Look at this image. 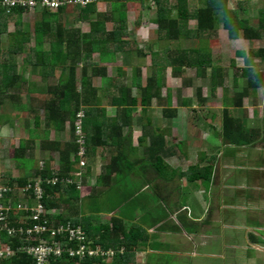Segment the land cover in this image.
Instances as JSON below:
<instances>
[{
	"label": "trees",
	"instance_id": "1",
	"mask_svg": "<svg viewBox=\"0 0 264 264\" xmlns=\"http://www.w3.org/2000/svg\"><path fill=\"white\" fill-rule=\"evenodd\" d=\"M109 1V0H105ZM129 0H114L112 9L108 12H97L95 9V4H91L86 8H79L80 18L85 17L91 24V31L85 34L73 33L69 34L72 37V41L67 37L65 28L57 23L55 17L60 13L67 10L68 7H61L57 10L41 9L38 11H43L41 21L35 22L34 31L37 36H41L44 33L50 34L55 38V42L51 44L50 49L44 50L43 45L38 39L35 46V50L31 49L32 54L37 59L36 66H46L51 63L52 59L58 58V61H64L70 59V63L63 62L62 72L59 76L58 82L53 85L50 90L51 100L44 105L46 110L47 122L53 121L56 127H61L66 121L70 120L73 130V140L66 143L64 147L57 146V143L53 142V149L59 148L60 150V167H54L51 160H48L45 164L34 168V172H25L23 176L15 177L11 174L2 177L0 180V185H6L13 187L15 190L10 193V198L12 204L16 205L18 200H20V194L16 188L27 184L29 179L42 177L45 182V193L43 201L47 208L49 209H60L65 208L69 213L66 214V210L59 213L50 212L48 214L49 219L57 224H67L71 222L74 226L81 225L87 234V243L91 244L95 249L100 247L104 254L100 253L96 256L88 257L80 262L79 257H71L68 253L64 254L62 257L54 258L52 260L53 264H128L135 255V245L141 239V232L144 231L143 226L138 223H132L126 219V207L121 208L122 205L132 204L131 192L126 196V191L123 193L122 197L117 196L115 200L107 209L109 211H115L117 208H121L120 214H115L107 222L94 223L93 220H99L101 211L104 210L101 207L99 201H94L90 204V210L93 214L82 215L86 211L82 203L79 206H75L73 203L74 199H81V191L76 183H65L59 182L57 184L47 183V179L54 176L55 174H60L61 177L74 176L73 172L79 170L78 164L80 162L79 155V144L77 142V127L76 122L78 119V114L84 112L83 117V131L87 139V151L88 158L90 155L95 154L97 148L101 145H108L111 143V137L118 141V137L122 136L119 132L125 124H132L134 113L139 109L143 112H147L155 99L159 100V103L166 102L163 113L165 119L169 122V126L173 124L174 119L178 116V108H173L172 91L168 94V97L164 99L162 96L163 88L166 87V74L165 69L170 66L173 69V76L177 78L183 77L185 71L194 69L198 73V76L206 78L208 71L211 70V79L213 90L222 84L221 75L222 69L214 64V58L212 49L210 48L207 40H202L201 45L194 48L181 49L180 46L177 49L168 48L165 50L166 62L163 65L158 63V56L154 57L155 65L157 66L154 70V74L147 79V84H143L142 70L141 68L135 69L134 75V86L140 89L141 93L137 97L133 96V89L129 88L128 85H120V93L106 92V97L110 98L111 105L118 109L115 117H110L107 115V110L102 108L103 105L102 96L100 95L101 89L97 88L93 84V76L96 74L102 76L105 82L108 81V72L105 67H102L100 62H105L107 60V49L102 48V46L111 44V42L123 41V36L127 34V13H126V3ZM138 1V0H137ZM143 7L149 8L150 0H139ZM157 4V17L154 19V23L158 26L159 37L163 40H168L170 42H181L182 40H189L193 36L199 37L200 34L215 32L217 21L220 16L222 17L223 27L228 31L229 37L231 39H238L240 35L245 40L256 41L264 39V10L260 11L262 14L259 15V25L257 29H253L248 26L245 20H241L239 16V9L236 8L230 10L228 8V0H176L175 7L172 8L169 5V0H154ZM199 1L204 3V7H200L196 10L191 9V2ZM239 6V5H238ZM24 8L16 7L11 9L9 12L7 9L0 8V54L1 53H11L12 51L24 52L25 45L29 38L24 32H22V38H20L21 46L12 49L10 46L3 49L2 41L4 34L8 31V24L13 21V16L21 17V14L25 13ZM193 12L197 17V27L192 30L190 27V19ZM176 13V14H175ZM113 20L115 23V29L108 32L106 25L108 22ZM17 22H20L19 20ZM246 23V24H245ZM19 24V23H18ZM24 31V30H23ZM79 33V32H78ZM68 35V36H69ZM99 36V37H97ZM17 39V35H14ZM127 42V40H126ZM101 52L100 62L94 60V53L98 50ZM153 50V55H156ZM17 53V52H16ZM139 56H147L148 54L144 49L138 51ZM242 55V53H239ZM252 55H257L264 59V48H261L256 53L251 52ZM1 65L5 68H0V70L5 71L9 66V60L0 58ZM9 62V63H8ZM83 64L82 67V78L78 79L79 65ZM59 65V64H58ZM55 63V67L58 66ZM13 68V67H12ZM15 68V67H14ZM9 69V68H7ZM0 71V95L11 98L15 104L21 101V96L18 92L14 91L13 88L17 87L20 81V86L27 84V80L15 69L8 71L6 74ZM94 72V74H89V72ZM251 68H244L241 70L242 75L245 74L248 77V85L252 84L255 87L260 84L263 79L262 74H255L254 78H250L252 75ZM2 72V73H1ZM250 76V77H249ZM23 78V79H22ZM262 78V79H261ZM20 79V80H19ZM186 81V85H189ZM117 85V84H116ZM256 88V87H255ZM249 87L245 88L241 93H239V98H236V105L241 106V101L244 96L249 92ZM203 89L198 88L197 97L201 105L207 103V100L203 97ZM108 93V94H107ZM21 105V103H19ZM164 104V103H163ZM193 100L183 97L181 106H185L191 109ZM191 112H195L192 110ZM222 116V129L221 134H223V140L226 143H247L246 139L239 138L235 135V129L242 127V122L239 118H235L230 110H224ZM38 117H36L37 119ZM149 125L145 126L144 136L140 137V143L145 142V137H149L150 143L147 146L148 156L146 158H141L131 160L126 158L128 156V148L126 147V138L123 136V141L121 144L125 145V148H120V151L114 160L106 167L107 173L101 176V182H105L108 178L113 179L115 176L126 183V172L121 170L126 164L132 168L136 173H139L145 179L151 180L148 176L149 169L151 170V175L155 174L154 177L161 179H171L174 177V173L178 172L181 175L188 177V181L203 180L205 182H211L214 177V162L210 164L201 165L200 163L191 164L188 169L182 170V167H174L168 161L167 157L171 154L175 155L178 153L176 150L170 148L167 142L166 135L158 134L157 129L152 127V119H149ZM38 124L39 121L37 120ZM60 123V124H59ZM36 124V125H37ZM111 126V130L108 129ZM170 128V127H169ZM213 128H216V126ZM109 133V137L106 135ZM241 139V140H240ZM55 143V144H54ZM118 145V143H117ZM186 145V144H185ZM180 148L184 149L180 145ZM28 150V144L26 142H21L19 147L14 151V158L20 162L19 166L24 164L26 159V151ZM147 154V153H146ZM139 160V161H138ZM202 160V159H201ZM22 162V163H21ZM138 163L140 168H138ZM25 165V164H24ZM91 168V167H89ZM120 180V181H121ZM85 182V180H83ZM152 181V180H151ZM118 190L112 189L106 195H114L118 193ZM123 192V191H122ZM27 197H29L27 195ZM9 200V198H8ZM7 198L5 203L7 204ZM34 202V201H33ZM28 214L19 210H10L8 212V223L9 225L20 226L21 224H31L29 219H23ZM23 217V218H22ZM66 246L78 247L79 244L76 241H71L69 236L61 237ZM0 239L2 242L10 244L15 253L1 255L0 253V264H37L34 256L30 255L23 247H20L23 242V237L20 234H10L9 230H2L0 232ZM34 243L38 242L32 241ZM2 247V246H0ZM1 250V248H0ZM113 252V253H111Z\"/></svg>",
	"mask_w": 264,
	"mask_h": 264
},
{
	"label": "crops",
	"instance_id": "2",
	"mask_svg": "<svg viewBox=\"0 0 264 264\" xmlns=\"http://www.w3.org/2000/svg\"><path fill=\"white\" fill-rule=\"evenodd\" d=\"M111 1L114 0H99L95 4L96 11L108 12L112 9L113 3ZM136 2L139 3L140 1L129 0L126 3L127 7L125 10L128 15L127 34H129L130 31L128 7H130V5L133 6ZM42 14L43 11H35L31 14L34 17V21L32 22L33 30L29 28V25L25 24V20L23 19L25 13L21 14V21L23 23L22 32L29 38L24 46L27 49V53L24 54L18 51H16V53L12 51L11 53H15V56L9 57V64L10 66L14 64L15 68H13L16 71L25 73L23 78L27 80V84L24 86H20L19 81L17 87H14L13 90H16L19 95L24 93L30 100H33L27 104L30 106V109L26 108L28 114L27 118H25V133L29 135L30 142H26V144H28V150L25 156L34 159L32 157L34 154L32 153L35 151L36 144L38 143L40 148L51 150L55 153L51 154V152H49L44 164L48 160H51L52 165L57 167L60 164V150L59 148L53 149L52 143L55 142L57 146L64 147L66 143L71 142L74 138L70 120L66 121V123L59 128L55 126L53 121L46 123L47 118L44 105L51 100L52 96L49 93L53 85L57 82L55 81L57 79L56 77H58L55 71L57 70L60 72V69L62 70L61 66H56L57 68L53 71V75L47 76L46 80H43V78L40 79V86L45 89L43 91L44 100H39L42 104L35 101L37 100V91H30L33 85L37 86L35 78L42 76L41 73L35 72L33 68H39L40 66H36L38 61H31V58H35L31 49H35L38 39H40L46 50L50 49L48 43L51 37L50 34L44 33L41 36H37L34 31V27L36 26L35 22L40 21ZM74 14V8L70 7L55 17L57 23L62 19L63 22H70V24L67 23L65 30L67 37L71 41L73 38L70 37L69 34L73 35V33H76L79 36L81 33L85 34L91 31L90 23L80 28L77 22H87V19L85 17L80 18L79 12H77L76 17L73 16ZM70 16L72 18H70ZM10 24L15 26L14 31L10 33L7 31L11 39L9 44L11 47L15 40L14 35L18 34V28L17 25L14 24V21H11L8 24V29ZM108 24L106 25L107 31H113L115 29L114 22L112 29L108 27ZM127 34L126 37L123 36V41H113L111 44L102 46V48L107 49L106 52L109 53L105 62H100V53L103 52L101 49L94 53V55L100 54L98 59L94 56V60L100 62L102 67L107 69L109 79L105 82L102 76L95 74L93 76V84L95 87L101 89L100 95L103 101L101 107L105 108L107 110V115L112 118L116 116L118 109L111 105V99L106 97V92L110 90L109 93L115 91L119 94V86L126 83L121 79L116 85V83L112 81V77H110V70L114 68L113 66L117 64L120 59L119 56H117V52L111 49V45H116L119 50H122L125 43L127 44L128 42H126ZM32 35H34L33 40L31 39ZM17 40L20 43V39L17 38ZM30 44H32L30 47H26ZM127 49L131 51L130 47ZM113 52L115 56H113ZM151 52V54L147 53L148 55L146 57L151 55L153 57V62H155L154 57L159 52L155 51L154 53H156V55H153V50H151ZM139 55L138 53V56ZM159 62H161L160 58L158 60V63ZM216 66L220 67L219 65ZM137 68H141L143 84L146 85L147 82L146 79L144 80L143 67L140 66ZM220 68L222 71L219 77L221 78L222 84L214 89V96H216L218 104L212 101L211 96H205L202 91L203 97L207 100V103L203 104L202 107L207 108L209 111L213 110L211 115H213L215 119L218 118V123L214 125V127L216 126L217 135L220 138V142L217 140L207 141L209 146L215 148L216 152L207 149V151L202 150L200 155H198L199 159L202 160L207 157L209 159L207 164L214 162V177L211 182H205L203 180L188 181L187 179L189 183L187 187L184 188L182 186L183 189L178 192H176L175 187H173L171 191L174 177L166 180L154 177L155 174L153 173V175H151V170L149 169L148 171L150 172L148 176L152 180L151 181L140 175V171L139 173L134 172L129 164L126 163L125 166L122 167L123 169H121L126 172V183L118 179L117 176L113 179L108 178L105 182H101V176L108 172L106 167L109 165V161L114 160L115 156L120 152L118 146L122 143L124 138H126L125 144L128 148V156L126 158L131 160L139 158L140 160L141 154H145V149L149 145L151 139L145 137V142L140 143V137L144 136V132H146L145 126L149 125V119H152V127L157 129L158 134H162V131H160L161 125L154 120L150 113L143 112L144 114L142 113L141 116H139L137 112L134 113L132 124H125L123 129L119 131L124 138L122 136L118 137V141H120L118 145L116 139L111 137L110 144L99 146L95 154L89 156V167L91 168L88 167L86 170L84 187L85 189H89L90 193H85V190L83 193L81 192L80 197L82 198L79 199V205L82 203V199L87 200V205H83L86 211L83 212L82 215L93 214L90 210V204L94 203L96 200L100 202L104 210L101 211L99 220H93L95 224L101 223V221H109L113 215L120 214L122 209L126 207V219L130 222V225L132 223H138L144 228V231L141 232L140 235L141 239L135 245V255L128 264H170L168 262L166 263L168 259L165 256L179 258L178 264H194V261L199 258H203L206 264H215L217 262L220 264H264V76L263 79L261 78L260 84H257L255 88L252 84L248 85V77H246L245 74L242 75L241 72L244 68H251L253 71L251 77H249L254 78L256 76L255 74L264 75V67H260L257 64L254 65L253 63V66H247L240 70L235 69V72L232 74L226 73L223 67ZM167 70L166 68L165 74ZM148 72L151 71L149 70ZM89 74H94V72L90 71ZM151 74H154V72H151ZM134 75L132 86L128 87L133 89V96L138 97V94L134 93V90L137 89L140 91V89L134 86ZM211 76L212 74L208 73L207 77L204 79H209L210 81ZM97 77L102 79L99 87L95 84V79ZM81 78L82 71L78 70V79L81 80ZM230 80L233 81L232 86L227 85ZM211 83L210 81V85L212 86ZM247 86L249 87L248 94L244 96L241 101V106L236 105V98H239V93L247 88ZM205 88L206 87L203 86L202 89L204 90ZM211 88L213 89V87ZM155 101L159 102L157 99H155L154 102ZM19 103H21L22 107L27 106L24 105L22 99L16 106L20 107L21 105ZM149 109H151V107ZM224 110H230L235 118L241 120L242 127L240 129H235V135L239 138H245L247 143H226L223 140L221 129L222 113ZM219 112L220 116L218 114ZM13 115L16 117V114H10L11 117ZM30 115H32V120ZM36 117L38 118L36 119ZM37 120L39 121L38 124L36 123ZM169 127L171 128L172 126ZM169 127L168 129H170ZM208 127L209 123L205 128L206 131ZM210 127L213 128L212 124H210ZM10 129L13 131L12 125H10L9 131ZM108 129L111 130V126H108ZM32 134L35 137H33ZM208 137L206 139H208ZM30 144L31 147L29 146ZM17 147H19V144ZM136 155L138 157H135ZM175 155H169L167 161L169 162ZM169 163L174 166L171 162ZM198 163L201 165L203 164V162ZM183 166L184 165H182L183 170H186ZM138 168H140L139 163ZM32 169L35 170L34 168ZM31 172L34 171L31 170ZM92 177L95 178V183L90 185L89 181L92 180ZM117 185L121 186L119 190L123 192L126 191V196L133 192L131 199L132 204L129 205L126 203V205H122V209L117 208L115 211H109L107 208L111 206V204L105 201L108 200L106 195L112 189L118 190ZM191 185L194 186V192L199 193V188L205 189L202 197L199 195L195 198L194 192L192 194H185L186 191L190 192L189 189H192ZM179 192H181V195ZM174 198L176 201L173 200ZM20 199L23 200L25 197L20 196ZM180 199H182L181 202ZM191 199L193 200L191 201ZM76 201L78 202V200L74 199L73 203L75 206H78ZM175 205L177 207L181 205L184 208L181 207L178 210ZM61 209L62 208L55 209L56 213L62 212ZM65 210H63V212ZM68 213L69 212L66 210V214ZM183 231L188 234L186 235L187 237L177 236ZM168 240H170L171 246L166 249L163 246ZM190 241H192V245L189 247L188 243ZM199 261H201V259H199Z\"/></svg>",
	"mask_w": 264,
	"mask_h": 264
},
{
	"label": "rangeland",
	"instance_id": "3",
	"mask_svg": "<svg viewBox=\"0 0 264 264\" xmlns=\"http://www.w3.org/2000/svg\"><path fill=\"white\" fill-rule=\"evenodd\" d=\"M175 1L176 0H169V5L172 8H174L176 5ZM149 5H150L149 8H145L143 7V4L141 2L139 3L136 2L134 3L133 6L130 5V7H128L129 24H130V29H129L130 31H129V34H127L128 42L127 44L125 43L122 50H119L116 45H111V49L113 51H116L117 56H119L120 58L119 62L113 66L114 67L113 69L110 70L111 72L110 77H112V81L114 83L117 84L119 80L123 79V82H125L126 85L132 86L133 75L135 73L134 70L135 68L140 67V66L143 67V72H144L143 76H144V80L146 79V82H147V79L153 75L151 74V72L153 73L155 68L157 67L155 65V62H153V57L151 55L149 57L143 56V58L141 56H138V51L140 49L141 50L144 49V51L148 54L152 53L151 50L159 52L157 54L159 55L158 58H160V61H161L159 62V64L163 65L166 62V56L164 55L166 49L171 47L174 50V49H177L178 46H180L181 49L194 48V47L200 46L201 45L200 43L202 40L208 41V44L210 48L212 49L214 64L219 65L220 67H223L226 73L232 74L235 72V69L240 70L241 68H244L247 66L248 67L253 66V63L254 65L257 64L260 67H264L263 59L257 55L251 54V52L256 53L261 48H264V39L256 40V41H248V40H245L242 37V35H240L238 39H235V40L231 39L229 37L228 31L223 27L222 17L220 16L219 20L217 21L215 32L203 33V34H200L199 37L193 36L189 40H182L181 42L170 43L169 41L162 40V38L159 37L158 26L154 23V19L157 17V9H158L156 1L150 0ZM204 6L205 4L199 1L191 2L192 10H196ZM228 8L230 10L241 8L239 9V16L241 20H245L247 25L251 26L253 29H257L259 25L258 17L259 15L262 14L260 11L264 10V0H228ZM74 10H75V14L73 16L76 17L77 12H79V8L76 7L74 8ZM33 13L34 11H27V13L25 12V16H23V19L25 20V24L29 25V28H31L32 30H33L32 22L34 21V17L31 14ZM194 13L195 12H193L192 17L189 21L190 27L192 30L196 29L197 24H198L197 17L195 16ZM70 18L72 17L70 16ZM21 19L22 18L21 17L19 18V16H13L14 24L17 25V28H18V34H17L18 39L22 38L23 23ZM18 20L20 22H17ZM110 22L108 24V27L112 29L113 25L116 22L114 20H113V22H115L114 24L112 21ZM67 23L70 24L69 21L63 22V19L59 21V24L62 25L64 28L67 26ZM88 24H89L88 20L87 22H80V23L77 22V25L80 28L84 27V25L87 26ZM14 30H15V26L13 24H10L8 32L10 33ZM33 37L34 35H32L31 37L32 40H33ZM10 40L11 39L8 36V33L4 34L3 41H2L3 49L9 46ZM54 42H55V38L51 36L50 40L48 41L49 45L51 46V44ZM17 45L21 46V43H19L18 40L15 39L11 45V48L15 49ZM31 45L32 44L26 47H30ZM128 47H130L131 51L127 49ZM43 49L46 50L44 46H43ZM23 53L24 54L27 53L26 48L24 49ZM239 53H242V55ZM99 55L95 54L94 56H96L98 59ZM11 56H15V53L8 52V54L7 53L0 54V58H4L8 60H9V57ZM113 56H115L114 52H113ZM55 59L59 60L58 58H54L52 59L51 63H48L46 66H40L39 68L32 66L35 69V72H39L42 75L41 77L35 78L37 86L33 85V88L30 90V91H37L36 92L37 100L35 101L38 102L39 104H42V102L40 101H43L45 98L43 94V91L45 89H43L40 86V79L43 78V80H46L47 76L53 75L54 73L53 71H55V68H54L55 63L56 65L59 64L62 66L65 63H70V59L66 61H64L63 59L62 61H58V62H56ZM31 61H37V59L31 58ZM63 62L65 63L63 64ZM79 66L80 67H78L77 70L82 71L83 64ZM12 67H14V64L11 65L10 67H7L9 69L6 68L5 71H2V70L0 71H2L3 73L5 72L6 74L8 71L10 72L11 70L14 69ZM0 68H5L4 66L1 65V62H0ZM167 69H168L166 72V83L167 84H166V87L163 88L162 96L165 99L168 96V94H170V92L172 91V99H173L172 107L178 108L179 115L178 117L174 119L173 121L174 125L172 124L171 125L172 127L168 129L169 122L167 121V119H165L164 113H163L164 107L165 105H167L166 102H163L164 104L163 103L159 104L158 101H155L153 107H151V109H149L145 113H150L151 116H153L154 120H156L157 123L161 125L160 131H162V134L166 135L168 145L170 146L171 149L176 150L178 152L176 153L175 157L173 156V158L169 160V162H171L176 167H182V165H184L183 167L185 169H187L190 164H194L198 162H203V164H207L209 159L206 157V159L201 160L199 159L198 155H200V152H202V150L207 151V149H210V151L212 152H216L215 148L213 146H209V143L207 141L217 140L220 142V138L217 135V128L210 127V124H212V127L214 125H217L218 118L215 119L213 115H211L213 110L209 111L207 108L202 107L203 105H201V103L199 102L197 93H198V88H203V86L206 87L203 90V94H205V96H211L212 101L213 102L215 101L218 104L216 96H214L215 92L211 88L212 86L210 85L209 79L206 80L204 79V77L198 76L197 74L198 72L194 69L185 71V74L181 78H177L172 75L173 69H171L170 66H168ZM149 70L151 72H148ZM18 72L20 73V71ZM55 72H57L56 76H58L56 77L57 79L55 81L58 82L59 76L62 70L60 69V72L56 70ZM208 72L211 73V70H209ZM21 75L22 77H24L25 73L21 72ZM101 80L102 79L98 77L95 79V84L98 87L101 85ZM186 81H188L191 84L186 85ZM232 84H233L232 80H230L227 83L228 86H232ZM134 93L138 94V96L140 95V91L137 89L134 90ZM20 96H21V99L23 100L24 105H27L28 103L33 101V100H30L27 97V95H25L24 93H22V95ZM183 97L193 100V104L192 106H190L191 109H187L185 106H181ZM21 107L22 105L20 107L16 106V104L13 102L11 98L0 95V180L2 177L8 176V174H11L12 176H15V177L23 176L26 171L27 172L29 171V169L33 171L32 168H36V167H39L40 165H43L45 160H47L46 157L49 155V152H51V154L54 153L51 150L40 148V145L38 146V143H37L35 151L32 153L34 154V156L32 157L35 160L30 157H26V159L24 160L25 165L21 164L19 166L20 162L14 158L15 148L21 142H27V141L30 142L29 135L25 133V128H26L25 118H27V114H28L26 112L27 111L26 108L30 109V106L27 105L26 107H22V108ZM192 110H195V112H191ZM13 113L16 114V117L15 115H13L12 117L10 116V114H13ZM142 113H143L142 109H139L137 111V114L139 116H141ZM218 114L220 116V112ZM30 118L31 120L33 119L32 115H30ZM208 123H209V127L207 128V131H206L205 128L208 125ZM10 125H12L13 131L12 129H10L9 131ZM106 135L108 137L110 136L109 133H107ZM33 137L35 136L33 135ZM207 137L208 139H206ZM180 145L183 146L184 149L180 148ZM29 146L31 147V144ZM120 148H125V145L121 144ZM144 153L145 154L143 155L141 154V158H146L148 156V150L145 149ZM135 157H138V156L136 155ZM111 162L112 160L109 161V164ZM89 166H90V159L87 157L86 165H83L84 168L82 170L84 173L82 177H86L85 176L86 170ZM179 171L181 170L178 169V172L176 174L174 173V180L172 181L171 191L173 190V187H175L176 192H178L181 189H183V187L184 188L187 187L189 184L187 181L188 177L181 175ZM89 183L90 185H92V183H95V178L92 177V180H90ZM191 186H192V189H189L190 192L186 191L185 194H189V193L192 194L194 192L195 190L193 188L194 186L193 185ZM84 190H85V193L87 194L90 193L89 189L87 188L85 189V187L80 189L82 193L84 192ZM198 191L200 192L199 193L194 192L195 198L196 196H199V195H201L202 197V195L204 194L203 191H205V189L199 188ZM123 193L124 192L119 191L118 193H115L114 195L112 194L109 195L108 198L111 197L110 200H105L106 198L104 200L106 202H109L111 205H113L112 203L115 200H117V196L119 195L122 197ZM179 194L181 195V192H179ZM173 200L176 201L175 198ZM181 200L182 199H180V202ZM192 200L193 199H191V201ZM77 203L79 206L80 202L78 201ZM83 205H87V200L82 199V206ZM181 207H182L181 205H178V207L176 206L178 210ZM63 210H65V208L61 209V211ZM186 235L188 234H186V232L183 231V232H180L179 235L177 236L187 237ZM190 245H192V241L188 243L189 247ZM170 246H171L170 240H168L166 241V244L163 247L168 249L170 248ZM165 257L168 259L166 260V263L168 262L170 264H178L179 262V258H174L173 256H165ZM199 259H201V261H199ZM199 259L194 261V264H206L203 258H199ZM215 264H220V263L217 262Z\"/></svg>",
	"mask_w": 264,
	"mask_h": 264
},
{
	"label": "built area",
	"instance_id": "4",
	"mask_svg": "<svg viewBox=\"0 0 264 264\" xmlns=\"http://www.w3.org/2000/svg\"><path fill=\"white\" fill-rule=\"evenodd\" d=\"M96 0H0V8L7 9L9 12L11 9L20 7L26 11H37L41 9L57 10L61 7L74 6L85 8L89 4ZM85 113L80 112L78 114L77 123V142L79 144L80 155V169L73 172L74 176L61 177L60 174L48 178L47 183L57 184L59 182L76 183L79 189L84 187L83 165H86L88 157L87 151V139L83 131V117ZM30 182L23 186L16 188L22 196L30 197L28 199H20L16 205H13L10 198V193L15 189L10 186L0 185V232L2 230H9L10 234L22 235L23 242L20 247H23L30 255L34 256L37 264H53L52 260L58 257L64 256L68 253L71 257H79L80 262L84 259L97 254H104V251L98 247L94 248L91 244L87 243V234L84 228L74 226L71 222L67 224H57L52 222L48 214L50 212L55 213V209H49L46 207L43 197L45 193V180L42 177L29 179ZM9 198L7 204L5 199ZM30 199V200H29ZM34 201V202H33ZM10 210H19L26 212L28 215L22 217L23 219H29L33 223L21 224L20 226L9 225L8 212ZM71 241L78 242L79 246H66L61 237H67ZM38 242L34 243L32 241ZM0 253L1 255L14 254L15 250L10 244L4 243L0 239ZM113 253V252H111ZM81 264V263H80Z\"/></svg>",
	"mask_w": 264,
	"mask_h": 264
},
{
	"label": "clouds",
	"instance_id": "5",
	"mask_svg": "<svg viewBox=\"0 0 264 264\" xmlns=\"http://www.w3.org/2000/svg\"><path fill=\"white\" fill-rule=\"evenodd\" d=\"M99 0H96L95 2H93V3H91V4H95V3H97ZM91 4H89V5H91ZM88 5V6H89ZM87 6V7H88ZM68 8H70V7H73V8H76V7H74V6H67ZM77 8H81V7H77ZM86 8V7H85ZM38 11V10H37ZM27 12V11H26ZM77 123H78V119H77V122H76V127H77ZM77 131V130H76ZM60 167V164L57 166V168H59ZM78 167H79V169H80V163L78 164ZM21 196H22V194L21 193H19ZM22 197H24V196H22ZM28 198H30V197H25V199H28ZM30 200V199H29Z\"/></svg>",
	"mask_w": 264,
	"mask_h": 264
}]
</instances>
